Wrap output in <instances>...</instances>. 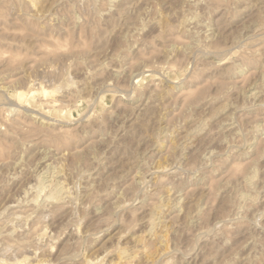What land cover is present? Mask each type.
<instances>
[{"label":"rangeland","instance_id":"rangeland-1","mask_svg":"<svg viewBox=\"0 0 264 264\" xmlns=\"http://www.w3.org/2000/svg\"><path fill=\"white\" fill-rule=\"evenodd\" d=\"M0 245L264 264V0H0Z\"/></svg>","mask_w":264,"mask_h":264},{"label":"bare ground","instance_id":"bare-ground-1","mask_svg":"<svg viewBox=\"0 0 264 264\" xmlns=\"http://www.w3.org/2000/svg\"><path fill=\"white\" fill-rule=\"evenodd\" d=\"M23 1V0H22ZM30 1H34V0H30ZM27 2V1H26ZM29 2V1H28ZM30 3V2H29ZM255 126V125H254ZM61 133V132H60ZM63 136H65V133H64V135ZM64 138V137H63ZM65 138H67V137H65ZM64 138V139H65ZM58 139V138H57ZM62 139V138H61ZM68 139V138H67ZM66 140V139H65ZM61 142H63V141H61ZM60 143V142H59ZM78 159V158H77ZM57 169V168H56ZM61 170V169H60ZM58 172V171H57ZM61 172V171H60ZM40 179V183H39V185H37V187H38V194H39V196H40V192L41 191H44V189L46 188V187H49L48 189H49V192H48V196H49V198L51 197V198H54V197H56V193H57V195H59L60 193L61 194H64V197L66 198H71V195H73V192H70V190H69V187H67L66 186V184L63 182V181H57V182H53V179H52V181L50 180V179H48V180H50V182L49 183H47L48 182V180H47V182L45 181V184H44V182H41V178H39ZM54 179H56V178H54ZM60 179V178H59ZM56 181V180H55ZM67 183V182H66ZM38 184V183H37ZM36 186V185H35ZM48 189H45L46 190V192H47V190ZM73 190V189H72ZM45 192V193H46ZM71 193V194H70ZM38 196V195H37ZM47 196V197H48ZM61 196V195H60ZM59 196V197H60ZM36 197V196H35ZM63 197V198H64ZM45 198H46V196H45ZM44 198V199H45ZM49 198H47V199H49ZM36 200H37V198H35ZM72 199V198H71ZM64 200V199H63ZM38 201V200H37ZM37 201H34V205L37 203ZM51 201H53V200H51ZM71 201V200H70ZM74 201V200H73ZM46 202V201H45ZM39 203V202H38ZM67 203V202H66ZM40 206V205H39ZM58 208V207H57ZM13 212V211H12ZM8 214V213H7ZM5 216V215H4ZM16 217H17V215H16ZM5 218V217H4ZM3 223H5L6 224V221L5 222H3ZM8 223V222H7ZM9 226V225H8ZM2 229V228H1ZM74 229V228H73ZM1 246V245H0ZM6 245H4V248L5 249H7L8 247H9V244H8V246H6ZM3 248V247H2ZM10 248V247H9ZM16 248V247H15ZM8 250V249H7ZM17 250V249H16ZM9 251V250H8ZM8 251H5V252H8ZM11 254V253H10ZM3 257V256H2ZM122 257H123V255H122ZM4 260H2V262H3ZM6 261V260H5ZM121 261V260H120ZM7 263H8V261H6ZM3 263H5V262H3ZM10 264H12V263H10ZM15 264V263H14ZM120 264V263H119ZM123 264H124V262H123ZM130 264V263H129Z\"/></svg>","mask_w":264,"mask_h":264}]
</instances>
